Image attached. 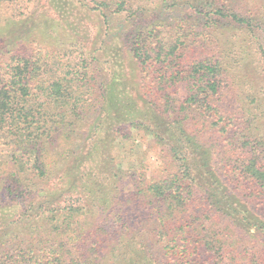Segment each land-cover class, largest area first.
Wrapping results in <instances>:
<instances>
[{
  "label": "trees",
  "instance_id": "16d2710c",
  "mask_svg": "<svg viewBox=\"0 0 264 264\" xmlns=\"http://www.w3.org/2000/svg\"><path fill=\"white\" fill-rule=\"evenodd\" d=\"M136 1L82 2L102 16L105 9L122 16ZM208 1V32L194 40L176 31L164 34L159 25L136 36L129 53L150 120L123 123L108 112L103 122L114 126L110 144L125 124L152 132L168 144L180 173L140 181L139 188L122 196L125 200L113 203L115 217L101 216L98 226L93 218L105 213L100 201L112 207L105 196L118 189L122 168L112 159L103 165L91 160L96 143L86 160L79 158L82 139L76 131L90 122L88 74L60 61L54 71L41 53L0 63V132L22 152L19 171L0 179L3 195L22 208L0 214L5 225L0 228V264H116L113 251L125 232L135 239L130 244L134 253L143 258L135 264H157L142 238L148 212L151 231L169 238L163 251L183 253L181 260L171 258L167 264H190L186 254L195 244L181 241L178 230L168 231L171 220L179 223L184 214L193 220L179 228L207 231L201 243L215 247L217 242L223 263L253 254L251 263L245 258L240 264H264V0ZM107 91L101 85L99 98L106 101ZM110 102L108 109L118 114ZM93 127L98 129L96 123ZM89 159L93 165L83 168ZM220 221H225L221 237L215 229ZM100 233L104 240H98Z\"/></svg>",
  "mask_w": 264,
  "mask_h": 264
},
{
  "label": "rangeland",
  "instance_id": "374dc122",
  "mask_svg": "<svg viewBox=\"0 0 264 264\" xmlns=\"http://www.w3.org/2000/svg\"><path fill=\"white\" fill-rule=\"evenodd\" d=\"M82 1L0 0V63L12 56L35 58L41 53L44 56L43 63L54 71L57 68L56 63L60 61V64L76 66L81 73L88 74L85 79L91 86L89 95L91 108L87 111L86 119L90 122L83 129L76 131L82 139L78 149L79 158L81 163L86 160L91 146L96 143L91 160L103 165L112 159L115 166L122 168L118 189L112 188L110 194L105 196L106 201L108 196V202H112V207L109 208L103 200L100 201V211L105 213L95 215L93 218L97 223L93 226H98L101 216L104 219L111 217L113 213L112 217H115L114 211L117 212L115 210L117 206L113 203L120 199L125 200L122 196L127 191L134 192L139 188L140 181L147 184L149 181L163 180L174 173H180L181 170V165L172 158L168 144H164L152 132L144 128L132 129L129 127L130 124H125L120 127L124 130L116 135L118 139L110 144L109 138L113 131L110 129L114 126L103 124L108 112L111 118L119 117L123 123L135 119L150 120L149 111L139 95L138 71L132 64L129 53L136 36L141 29L159 25L158 31H164V34L176 31L185 40L188 41V36L194 40L197 34L208 32L209 20L205 12L209 11L211 3L208 0H137L129 13L120 16L114 14L113 9H105V16H102L100 12L91 9L92 5ZM112 8L115 9V7ZM130 13L135 15L129 17ZM191 49L198 48L193 46ZM101 85H104V90L108 89L106 101L99 98ZM108 99L111 104L113 103L112 106L114 104L118 106L120 109L118 114L115 109L112 108L111 111L108 109ZM90 123L91 126H89ZM95 123L98 129L93 127ZM91 131H96L98 134L95 136ZM107 142L108 145L110 144L109 152L105 149ZM21 153L16 151V148L0 132V179L7 178L11 172L19 171L17 159L21 157ZM91 163L89 159V162L82 164L84 165L82 167H89ZM97 180L103 179L98 177ZM202 197L199 198L204 202ZM19 208L20 206H15V202L3 195V190L0 188V214L10 215L22 209ZM150 216L148 212L147 216L143 217L146 228L142 238L148 241L153 250L154 259L158 260L157 264H167L171 258L178 257L177 260H181L183 253L174 256L172 253L167 254L168 251L165 249L163 251L162 246L166 245L169 238L164 237L163 233L151 231ZM188 216L191 215L179 216V218L185 217L179 223L176 221L178 219L171 220L168 231L172 233L178 230L181 233V241L185 238L195 244L189 247L190 252L186 254L190 264H224L225 261L223 263L218 255L220 247L217 242L214 243L215 247L206 246L205 242L201 243L207 231L202 228L192 232L188 226L184 229L179 228L184 226V223L185 225L191 223L193 217L191 216V219ZM87 222V225L92 224L91 220ZM224 222L220 221L222 226L215 228L219 237L225 232ZM4 226L0 222V228L3 229ZM107 230L110 232L109 228ZM103 236L100 233L98 240H104ZM242 237L247 239L246 235ZM117 242L119 247L115 249V252L113 251L117 258L114 256L112 259L116 261V264L141 263L142 256H137L130 247L135 239L130 238L125 232ZM35 244L37 248H42L38 241ZM68 250L72 252L74 249L68 247ZM111 250V247L108 248L109 252ZM74 252L76 253V249ZM70 256L73 257V255ZM240 257L236 256L233 264H240L245 258L251 263L254 255L249 254L239 260ZM262 259L264 260V257ZM173 263L182 264L176 260H173Z\"/></svg>",
  "mask_w": 264,
  "mask_h": 264
}]
</instances>
